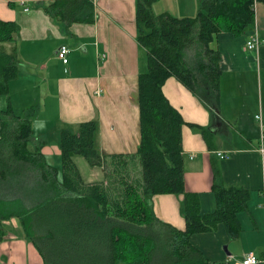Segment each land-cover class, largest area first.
<instances>
[{
  "label": "trees",
  "instance_id": "1",
  "mask_svg": "<svg viewBox=\"0 0 264 264\" xmlns=\"http://www.w3.org/2000/svg\"><path fill=\"white\" fill-rule=\"evenodd\" d=\"M157 1L135 5L137 41L147 66L138 77L141 139L136 152H102L99 121L92 119L75 129L60 128L61 166H52L42 153L44 140L30 148L36 108L18 115L9 100L0 111V241L6 237L3 222L16 218L19 234L34 243L44 264H209L191 243L192 235L214 232L219 224L232 239L240 235L238 214L246 209L250 191L226 184L215 169L217 207L202 212L199 195L186 190L184 179L186 121L163 85L176 77L216 110L221 54L213 44L222 32L238 36L253 30L255 3L264 0H201L197 14L186 17L155 13ZM43 2V10L66 27L94 22V0ZM18 30L17 21L0 18V95L8 96L10 82L20 75ZM191 50L194 57L188 59ZM203 83L209 87L205 95ZM76 156L101 168L104 180L85 181ZM137 164L141 176L129 178ZM113 177L117 184L110 186ZM153 194L183 195L185 229L156 218L148 204Z\"/></svg>",
  "mask_w": 264,
  "mask_h": 264
},
{
  "label": "crops",
  "instance_id": "2",
  "mask_svg": "<svg viewBox=\"0 0 264 264\" xmlns=\"http://www.w3.org/2000/svg\"><path fill=\"white\" fill-rule=\"evenodd\" d=\"M136 1L94 0V22L66 27L43 10V0H0V18L19 24L15 38L20 75L10 82V93H19L20 101L12 102L9 94L7 107L10 100L16 114L18 108L24 112L36 108L31 117L30 148L33 150L37 141L44 140L42 153L50 165L61 166L52 159L61 155L59 135L54 142L52 136H57L62 126L75 129L80 122L92 119L99 121L97 142L102 152L137 151L141 139L138 77L147 66L145 49L137 41ZM200 2L158 0L153 10L176 17L195 16ZM30 3H37L38 10ZM255 14L253 30L238 36L222 32L213 44L221 54L216 110L208 108L176 77H169L163 85L167 99L186 121L182 129L184 179L186 190L199 195L202 212L210 213L217 207L212 191L215 169L226 184L251 193L246 209L238 214L242 231L237 238L232 239L223 224L214 232L192 235L191 243L203 252L209 264H241L249 252L264 257V45L247 47L254 30L264 37L263 1L255 3ZM49 41H57L55 55L60 46L69 47L67 64L58 55L48 57L45 52ZM52 60H57V67L50 65ZM22 63L26 66L24 73ZM33 64L37 66L34 73ZM200 90L205 95L209 87L203 83ZM38 97L42 102H37ZM258 114L261 120L257 121ZM220 151L227 157L221 158ZM79 170L85 181L104 179H87ZM148 204L156 218L185 229L183 195L153 194ZM7 223L6 237L0 241V262L44 264L34 243L19 234L18 219Z\"/></svg>",
  "mask_w": 264,
  "mask_h": 264
},
{
  "label": "rangeland",
  "instance_id": "3",
  "mask_svg": "<svg viewBox=\"0 0 264 264\" xmlns=\"http://www.w3.org/2000/svg\"><path fill=\"white\" fill-rule=\"evenodd\" d=\"M30 5L32 6V8L33 9H37L38 10V6H37V3H30ZM52 17V16H51ZM53 18V17H52ZM55 18V17H54ZM57 19V18H56ZM19 44L21 45V47H22V42L20 41L19 42ZM57 44V41H55V42H51V41H49L48 42V44H46V47H47V51L45 52L47 55H48V57H51V56H53L54 55V57H56L57 58V55H55V50H53L54 49V47H55V45ZM75 45V44H74ZM73 48V47H72ZM24 51H26L27 50V48H24L23 49ZM22 50V51H23ZM105 55V54H104ZM69 57V59H70V56H68ZM194 57V51L193 50H191L190 52H189V54H188V59H192ZM190 61V60H189ZM57 62V60L55 61L54 60V62H53V60L50 62V65L51 64H53L55 67H57L58 66V63H56ZM145 63H146V58H145V61H144ZM22 65V70L26 67L25 66V64L24 63H22L21 64ZM28 66H30V65H28ZM32 72L34 73V72H36L37 71V66L36 65H32ZM41 69H43V68H41ZM23 73L25 72L24 70L22 71ZM10 96H11V100H12V102L13 101H20V95H19V93H17V92H13L12 94L10 93ZM37 102H42L41 101V97H38V99H37ZM7 104H8V99H7V96L6 95H0V108L1 109H7L8 107H7ZM18 107H20V106H17V108ZM1 109H0V111H1ZM19 115H23L24 114V111L23 110H21L20 108H18V110L16 111ZM0 118H1V115H0ZM58 133H57V136H52V142H54V137H57L58 138ZM134 153V152H133ZM77 158V162H78V165H79V167L81 168V170H82V172H83V174H84V176L87 178V179H92V178H98V177H102V176H104V172H103V170H100V169H98V167H93V166H91L89 163H88V161L85 159V157H82V156H78V157H76ZM53 159V162L54 163H56L57 165L60 163L61 164V160H60V158H57V160L56 159H54V158H52ZM77 165V166H78ZM137 167H136V169L135 170H132L131 171V173H130V177L129 178H132V179H134V178H137V177H140L141 176V170H140V167H139V165L137 164L136 165ZM93 168H95V169H93ZM117 178L116 177H113V179L112 180H110L109 182V185L110 186H112V184H115L116 183V180ZM104 180V179H103ZM116 180V181H115ZM117 184V183H116ZM117 186V185H116ZM8 221H4L3 223H5L4 224V227L5 228H7V227H9L8 226V223H7ZM159 256H161V254H159ZM117 264H127L126 262H124V261H118V263Z\"/></svg>",
  "mask_w": 264,
  "mask_h": 264
},
{
  "label": "built area",
  "instance_id": "4",
  "mask_svg": "<svg viewBox=\"0 0 264 264\" xmlns=\"http://www.w3.org/2000/svg\"><path fill=\"white\" fill-rule=\"evenodd\" d=\"M26 11L29 10V8L25 9ZM264 45V37L260 35L258 30H254L251 38L247 41V47L249 49H255L260 46ZM69 53L70 49L66 45H62L59 47L57 51L58 57L65 63L67 64L69 62ZM104 57V56H103ZM257 121L261 120V115L258 114L256 116ZM261 139L264 140V125H262V133H261ZM218 155L221 158L227 157V155L224 152H218ZM264 263V257H260L256 255L254 252H249L241 261V264H261Z\"/></svg>",
  "mask_w": 264,
  "mask_h": 264
}]
</instances>
